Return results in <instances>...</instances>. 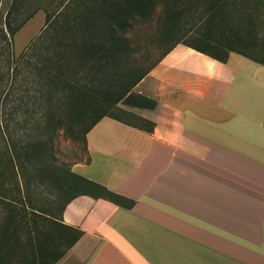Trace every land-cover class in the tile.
Returning <instances> with one entry per match:
<instances>
[{
  "label": "crops",
  "instance_id": "obj_1",
  "mask_svg": "<svg viewBox=\"0 0 264 264\" xmlns=\"http://www.w3.org/2000/svg\"><path fill=\"white\" fill-rule=\"evenodd\" d=\"M257 29L225 26V44L241 53L224 63L183 45L169 51L133 88L156 103L139 110L150 133L107 117L86 133L87 161L71 172L130 207L76 196L42 221L44 235L0 232V264H264Z\"/></svg>",
  "mask_w": 264,
  "mask_h": 264
},
{
  "label": "trees",
  "instance_id": "obj_2",
  "mask_svg": "<svg viewBox=\"0 0 264 264\" xmlns=\"http://www.w3.org/2000/svg\"><path fill=\"white\" fill-rule=\"evenodd\" d=\"M245 1L241 0V2ZM177 2L178 0H67L63 13L57 15L45 13L43 34L35 38V42H40V44L35 43V57L45 56L43 67L37 70L42 73V86L46 82L50 89L42 92L48 107L43 109V116L39 118L44 121L48 138H52L55 131L61 128L64 129L66 137L81 140L85 149L86 133L101 118L120 121L110 115L111 109L118 103L138 109H154L156 103L153 100L133 93L132 90L176 45H183L221 63L226 61L230 52L241 53L239 48L224 42V28L228 24L225 22L230 19V13L225 6L226 0H187L188 8L183 15L188 20L183 25L179 23L183 15L177 8ZM197 9L203 22L202 28L194 32L190 24L184 30L183 27L193 19ZM154 16L156 17L155 41L159 46H164V49L157 59L147 62L146 57L135 58L137 52L126 34L135 27L146 24ZM9 17L10 12L4 17L3 28L0 26V43L5 45L10 43V37L18 29L10 26ZM246 21L251 25L252 16H246ZM214 22L219 23L217 29L213 28ZM231 23L234 25L233 22ZM227 37H230V33ZM28 49L25 48L19 54V59L28 58L26 52ZM251 51H254V48H251ZM260 63L264 65V60ZM16 66L15 61L13 69ZM62 104L67 107L61 108ZM15 110H21L20 114L24 117L17 121H13L12 116L11 121L8 116L3 119L5 112L2 104L0 105V123L3 122L5 131L11 126L13 131H26L30 123L35 127V114L31 115L28 107L22 106ZM88 113L93 116L92 120L84 123V117ZM143 122L148 126L132 125V127L150 133L153 124L145 120ZM2 135V138H12L9 132ZM31 138H35V135ZM21 144L19 140L9 141L5 149L0 150V232L8 236H14L18 231H23L24 234L33 231L34 236L35 233L44 235L43 225L38 226L35 219H30L32 224L24 221L26 216L36 215L44 216L43 218L51 223H54L52 219L56 218L31 206L28 213L22 209V200L28 204L29 199L19 196L20 184L25 177L18 170V166L29 161L30 158L19 154ZM30 145L35 151V139ZM36 146L43 154L49 149L47 141H39ZM65 174L71 178L69 188L72 192L65 203L76 196L95 193L98 194L97 197L115 204L121 201H125L127 207L132 204L131 201H126L70 171ZM55 231L59 233L57 229ZM76 240L77 237L73 236L66 248Z\"/></svg>",
  "mask_w": 264,
  "mask_h": 264
},
{
  "label": "rangeland",
  "instance_id": "obj_3",
  "mask_svg": "<svg viewBox=\"0 0 264 264\" xmlns=\"http://www.w3.org/2000/svg\"><path fill=\"white\" fill-rule=\"evenodd\" d=\"M67 0H0V26L3 28L5 15L10 12L9 22L12 28L18 27L17 31L10 37V43H0V105L4 108L5 116L3 119L12 118L13 121L24 117L20 114L21 110H15L22 106L28 107L31 115L35 114V127L28 125L26 131H13L9 127L5 131L3 122L0 123V150L5 149L8 142L20 141L19 154L22 157L30 158L24 164L18 166V170L24 174V181L20 184L19 196L28 197L29 203L23 202V210L29 212V208L45 212L50 217L57 218L66 200L70 198L72 192L69 186L71 178L66 176L75 164L87 161L84 144L81 140L71 139L65 136L64 129H57L52 138H48V132L44 127L41 118L43 109L48 107L42 92L50 90L43 84L40 71L44 65L45 56L35 57V42L38 35L43 34L45 25V13L57 15L64 12ZM226 9L230 13V19L225 22L228 27L234 24H245L247 27L257 25L258 35L264 33V0H226ZM177 8L183 15L188 8L187 0H178ZM241 12V14H239ZM252 16L251 25H248L246 16ZM187 17L181 16L179 23L183 25ZM198 9L195 11L193 19L188 21L184 30L191 24L194 32L202 28ZM214 29H217L218 22H214ZM214 31V30H212ZM156 17L154 16L144 25L135 27L126 34L132 46L136 50L135 58L146 57L147 62H152L158 58L164 46H159L155 41ZM53 37V35H50ZM48 44V43H47ZM46 45V44H45ZM264 46V45H263ZM27 59H19V54L25 49ZM41 48V47H39ZM42 51V50H40ZM17 66L14 68V62ZM74 65V63H73ZM133 93L135 92L132 90ZM61 108L67 106L62 104ZM138 108L126 106L118 103L110 111V115L124 123L137 127H146L145 120L139 115ZM92 115L88 113L84 117V123L92 120ZM11 121V119H10ZM147 121V120H145ZM149 122V121H147ZM2 132V133H1ZM10 134L12 138H2V134ZM35 135V138H31ZM5 136V135H4ZM7 136V135H6ZM20 137V138H17ZM35 139V151L32 147ZM39 141H47L49 149L43 154L36 146ZM29 145V146H27ZM29 156V157H28ZM35 156V158H34ZM48 175L47 177L44 175ZM78 174V173H77ZM43 180V181H41ZM24 191V193H23ZM22 205V204H21ZM21 207V206H20ZM25 208V209H24ZM44 217V216H43ZM39 216H26L24 221L35 219L39 226L44 225V219Z\"/></svg>",
  "mask_w": 264,
  "mask_h": 264
}]
</instances>
